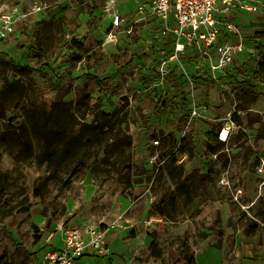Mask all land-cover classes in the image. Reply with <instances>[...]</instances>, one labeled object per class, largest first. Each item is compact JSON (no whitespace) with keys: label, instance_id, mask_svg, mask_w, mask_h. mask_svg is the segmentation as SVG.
Listing matches in <instances>:
<instances>
[{"label":"rangeland","instance_id":"rangeland-1","mask_svg":"<svg viewBox=\"0 0 264 264\" xmlns=\"http://www.w3.org/2000/svg\"><path fill=\"white\" fill-rule=\"evenodd\" d=\"M41 1L44 12L0 41V264H39L66 230L90 226L105 232L104 264H179L183 241L201 263L214 248L220 264H264V0L223 36L243 49L221 72L212 52L170 61L134 22L133 1L117 5L130 34L111 28L104 0ZM20 3L25 11L30 0ZM184 71L213 82L189 85ZM155 155L165 158L157 172ZM172 195L174 220L152 212ZM149 234L161 260L150 259Z\"/></svg>","mask_w":264,"mask_h":264},{"label":"built area","instance_id":"built-area-1","mask_svg":"<svg viewBox=\"0 0 264 264\" xmlns=\"http://www.w3.org/2000/svg\"><path fill=\"white\" fill-rule=\"evenodd\" d=\"M21 1L10 5L7 1L0 0V41L14 34L19 19L38 15L47 7L41 0H30L28 9L23 11L20 8ZM131 1L135 4L133 12L141 14L134 22H145L150 31L158 36L159 42L169 47L170 61L180 59L187 50L198 49L207 57L212 52L217 57L214 69L221 72L233 55L243 49L242 43L229 44L222 39L223 36L227 32L238 33L233 23L234 18L243 11H256L259 0H104L112 29L122 27L125 34L132 32L134 22L125 24V18L117 13V5ZM116 38L113 33L108 35L110 41ZM170 73L166 64L165 67L163 65L162 75L168 76ZM183 74L187 79L186 83L191 85L193 78L188 77L185 71ZM221 134L220 138L225 140L228 133L224 138ZM152 142L153 146L159 144L158 139ZM156 156L150 159L156 165L155 172L165 162V158L157 159ZM107 251L105 232L99 226L86 227L84 230L68 229L64 234L62 247L45 253L39 264H99L84 258L105 256Z\"/></svg>","mask_w":264,"mask_h":264},{"label":"trees","instance_id":"trees-1","mask_svg":"<svg viewBox=\"0 0 264 264\" xmlns=\"http://www.w3.org/2000/svg\"><path fill=\"white\" fill-rule=\"evenodd\" d=\"M264 37V35H262ZM193 79H204V80H209L210 82H213V79H208L206 77H199V76H193ZM217 143H220L217 139L216 133L214 131L209 130L207 132V141H206V147L207 148H213L214 146L217 145ZM166 154V153H164ZM163 154V155H164ZM172 162V161H171ZM171 164V163H170ZM178 167H172L169 170V174L173 175L174 171L177 170ZM75 176V174L71 175L70 180ZM48 184V178L44 179L40 183V189H35V194L41 195L43 192L46 191ZM180 191L179 194L181 193L184 196V202L186 205H190L192 202V194L189 188L185 185H179L178 186ZM39 192V193H36ZM176 209V196L172 195L171 197L167 198L166 197H161L159 201L154 203L152 205V212L158 213L159 215L168 217L170 220H174L173 213ZM259 230V225L257 223H253L249 225L245 230L244 234L246 236H254ZM152 242L149 245V250L150 254L154 257L160 258L163 250L157 245L156 239L151 235ZM181 251H180V257L184 261V264H196L195 256L194 253L191 251L189 244L186 241H183L181 243Z\"/></svg>","mask_w":264,"mask_h":264},{"label":"crops","instance_id":"crops-1","mask_svg":"<svg viewBox=\"0 0 264 264\" xmlns=\"http://www.w3.org/2000/svg\"><path fill=\"white\" fill-rule=\"evenodd\" d=\"M149 236V237H148ZM148 236H146V238H145V240H146V243H147V245H146V247H147V249L149 250V245H150V243L152 242V238H151V235L149 234ZM107 245V244H106ZM107 247H108V245H107ZM110 247H111V244H110ZM119 248V247H118ZM117 248V249H118ZM205 250H209V254L212 256V258H213V261L212 262H203V263H201V261L199 260V257H198V254L196 253V254H194V256H195V260H196V264H220V254H219V251L218 250H216V249H214V248H207V249H205ZM149 255H150V259H157V260H161L163 257H164V251H163V253H162V255H161V257L160 258H157V257H154V256H152L151 254H150V250H149ZM104 256H86L85 258H84V260H89V261H95V262H97V263H99V264H104L102 261H101V258H103ZM181 258V257H180ZM181 261H180V263L179 264H184V261L182 260V258L180 259ZM158 262V261H157ZM156 262V263H157ZM160 264V263H159Z\"/></svg>","mask_w":264,"mask_h":264},{"label":"bare ground","instance_id":"bare-ground-1","mask_svg":"<svg viewBox=\"0 0 264 264\" xmlns=\"http://www.w3.org/2000/svg\"><path fill=\"white\" fill-rule=\"evenodd\" d=\"M221 135H222V138H224L226 135V131L224 130Z\"/></svg>","mask_w":264,"mask_h":264}]
</instances>
